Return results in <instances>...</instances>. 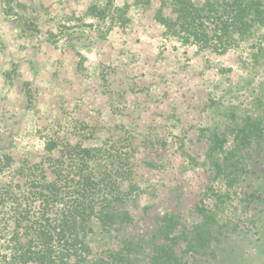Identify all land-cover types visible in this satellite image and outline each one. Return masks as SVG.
Masks as SVG:
<instances>
[{"label":"rangeland","instance_id":"1","mask_svg":"<svg viewBox=\"0 0 264 264\" xmlns=\"http://www.w3.org/2000/svg\"><path fill=\"white\" fill-rule=\"evenodd\" d=\"M245 1L250 35L227 40L206 0H0V209L23 164L114 144L131 175L90 258L264 264V0Z\"/></svg>","mask_w":264,"mask_h":264},{"label":"trees","instance_id":"2","mask_svg":"<svg viewBox=\"0 0 264 264\" xmlns=\"http://www.w3.org/2000/svg\"><path fill=\"white\" fill-rule=\"evenodd\" d=\"M205 10L207 18L213 19L214 28L224 32L227 40L250 35L247 30L253 27L256 17L252 15L251 2L206 0ZM204 19L205 16L196 15L191 24L181 26L191 29L195 39L204 41ZM105 146L106 143L102 148L76 145L59 158H48L47 165L25 163L16 170L24 179L19 193L26 196L16 206L8 208L5 204L0 209L1 213L7 211L8 218L0 226L4 233L0 237V264L36 260L39 264L117 262L118 252L110 251L108 260L93 259L85 245L91 221L107 219L111 208L124 201L120 185L131 175L129 153H121L114 144ZM241 146L236 144L238 149Z\"/></svg>","mask_w":264,"mask_h":264}]
</instances>
